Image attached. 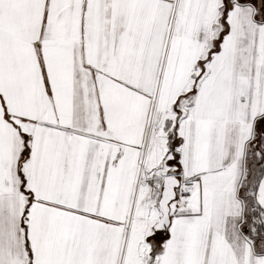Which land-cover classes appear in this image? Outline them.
Wrapping results in <instances>:
<instances>
[{"label":"snow or ice","instance_id":"6c2138e0","mask_svg":"<svg viewBox=\"0 0 264 264\" xmlns=\"http://www.w3.org/2000/svg\"><path fill=\"white\" fill-rule=\"evenodd\" d=\"M0 264H264V0H0Z\"/></svg>","mask_w":264,"mask_h":264}]
</instances>
